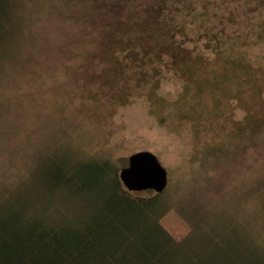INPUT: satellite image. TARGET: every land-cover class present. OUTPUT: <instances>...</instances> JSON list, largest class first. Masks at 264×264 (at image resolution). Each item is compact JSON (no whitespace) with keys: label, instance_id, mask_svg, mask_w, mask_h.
I'll list each match as a JSON object with an SVG mask.
<instances>
[{"label":"rangeland","instance_id":"374dc122","mask_svg":"<svg viewBox=\"0 0 264 264\" xmlns=\"http://www.w3.org/2000/svg\"><path fill=\"white\" fill-rule=\"evenodd\" d=\"M19 1L17 65L0 77V194L36 185L57 156L119 173L150 152L168 172L174 238L199 213L264 249V0Z\"/></svg>","mask_w":264,"mask_h":264},{"label":"trees","instance_id":"16d2710c","mask_svg":"<svg viewBox=\"0 0 264 264\" xmlns=\"http://www.w3.org/2000/svg\"><path fill=\"white\" fill-rule=\"evenodd\" d=\"M24 8L0 0V77L17 65ZM13 189L0 194V264H264L252 232L199 213L174 238L162 224L172 209L165 192L128 191L108 161L57 156L36 185Z\"/></svg>","mask_w":264,"mask_h":264},{"label":"water","instance_id":"95a60500","mask_svg":"<svg viewBox=\"0 0 264 264\" xmlns=\"http://www.w3.org/2000/svg\"><path fill=\"white\" fill-rule=\"evenodd\" d=\"M125 188L130 192L153 191L162 194L169 184L168 172L157 156L150 152H139L128 158L127 167L119 172Z\"/></svg>","mask_w":264,"mask_h":264}]
</instances>
